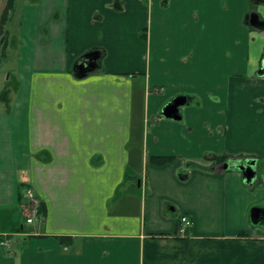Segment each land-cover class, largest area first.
Masks as SVG:
<instances>
[{
  "label": "crops",
  "instance_id": "0c3cea01",
  "mask_svg": "<svg viewBox=\"0 0 264 264\" xmlns=\"http://www.w3.org/2000/svg\"><path fill=\"white\" fill-rule=\"evenodd\" d=\"M251 13L264 20V3L26 6L18 97L0 114V264H264V30ZM183 95L182 119L163 117ZM213 155L256 159L254 183ZM27 192L43 220L27 223Z\"/></svg>",
  "mask_w": 264,
  "mask_h": 264
},
{
  "label": "rangeland",
  "instance_id": "374dc122",
  "mask_svg": "<svg viewBox=\"0 0 264 264\" xmlns=\"http://www.w3.org/2000/svg\"><path fill=\"white\" fill-rule=\"evenodd\" d=\"M8 0H0V19L5 9ZM34 4V0H16L11 17L6 24L7 32V48L4 50V41L0 42V114L8 112L10 105L18 97L17 84L14 81L12 75L17 69V60L20 53V20L25 17L26 6ZM8 76V77H7ZM184 96V95H183ZM30 193V192H29ZM32 196V194L30 193ZM38 203V204H37ZM33 205L39 206L37 200H33ZM29 208L25 209V212L29 213Z\"/></svg>",
  "mask_w": 264,
  "mask_h": 264
},
{
  "label": "water",
  "instance_id": "95a60500",
  "mask_svg": "<svg viewBox=\"0 0 264 264\" xmlns=\"http://www.w3.org/2000/svg\"><path fill=\"white\" fill-rule=\"evenodd\" d=\"M256 2V0H253ZM87 59H80V62L78 64L79 67H81V70H87L86 62ZM259 75H264V57L262 60V67L258 71ZM189 100L185 96H178L174 99H172L169 103H167L164 108L162 109V116L167 118H172L175 120L182 119L180 110L181 107L187 103ZM228 168H235L242 172L244 182L248 185H252L256 179L257 176V170H256V159H246V160H240V161H226L223 165V169L226 170Z\"/></svg>",
  "mask_w": 264,
  "mask_h": 264
},
{
  "label": "trees",
  "instance_id": "16d2710c",
  "mask_svg": "<svg viewBox=\"0 0 264 264\" xmlns=\"http://www.w3.org/2000/svg\"><path fill=\"white\" fill-rule=\"evenodd\" d=\"M37 1V0H35ZM15 2L16 0H8L7 4L5 6V9L3 10L1 19H0V42L4 41V45L3 48L4 50L7 48V42H6V38H7V30H6V24L8 22V20L11 17V12L14 9L15 6ZM253 16V13L250 14V17H248L249 21L251 19V17ZM257 16H255L256 19ZM253 27L254 28H258L260 30H264V20H261L260 18L257 17L256 22L253 23ZM173 159L172 156H152L150 158V161L152 163L155 164H165L167 162H170ZM213 159H215V163L216 164H224L226 161H240V160H246V159H240V158H236V159H232V157H228V156H218V155H213ZM33 203V198L29 196V192L25 193L23 195V199H22V209L25 210L26 208H29L32 206ZM39 215H42L44 217V213L41 209V205L39 203Z\"/></svg>",
  "mask_w": 264,
  "mask_h": 264
},
{
  "label": "built area",
  "instance_id": "2783aa9c",
  "mask_svg": "<svg viewBox=\"0 0 264 264\" xmlns=\"http://www.w3.org/2000/svg\"><path fill=\"white\" fill-rule=\"evenodd\" d=\"M31 196V195H30ZM38 204V203H37ZM29 213H28V218H27V223L31 224L35 221H41L44 219L42 215H39V207L38 205L35 206L32 204L31 207H29ZM192 226V221L185 215H183L180 219V234L184 235L185 231Z\"/></svg>",
  "mask_w": 264,
  "mask_h": 264
},
{
  "label": "flooded vegetation",
  "instance_id": "af4514ba",
  "mask_svg": "<svg viewBox=\"0 0 264 264\" xmlns=\"http://www.w3.org/2000/svg\"><path fill=\"white\" fill-rule=\"evenodd\" d=\"M252 2H254V1L252 0ZM259 2L264 3V0H256V2H254V3H259ZM255 16L258 17V14H257V13H253V16H252L251 19H250V22H251L252 24L256 22L257 17H256V19H255ZM258 18H259V17H258ZM86 62H87L86 65L90 66L91 61L88 59ZM79 69L81 70V67H79ZM231 162H233V161H231ZM223 165H224V164H223Z\"/></svg>",
  "mask_w": 264,
  "mask_h": 264
}]
</instances>
